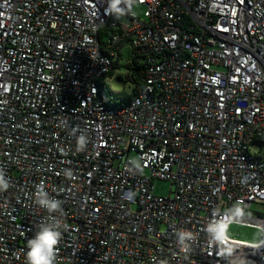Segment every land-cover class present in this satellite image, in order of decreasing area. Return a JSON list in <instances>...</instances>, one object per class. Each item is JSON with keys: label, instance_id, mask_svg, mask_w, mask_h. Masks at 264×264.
Masks as SVG:
<instances>
[{"label": "built area", "instance_id": "obj_1", "mask_svg": "<svg viewBox=\"0 0 264 264\" xmlns=\"http://www.w3.org/2000/svg\"><path fill=\"white\" fill-rule=\"evenodd\" d=\"M110 5L0 0V169L10 182L0 264H26L48 215L35 204L40 184L68 225L56 264H228L224 249L264 264V246L253 247L264 216L248 213L264 203V0ZM119 41L146 69L124 105L107 90ZM157 179L171 182L168 196ZM232 223L263 237L232 238ZM181 229L194 236L188 253Z\"/></svg>", "mask_w": 264, "mask_h": 264}, {"label": "clouds", "instance_id": "obj_2", "mask_svg": "<svg viewBox=\"0 0 264 264\" xmlns=\"http://www.w3.org/2000/svg\"><path fill=\"white\" fill-rule=\"evenodd\" d=\"M120 0H111L110 7L114 12L119 13L121 9L117 7ZM89 143L88 137L81 134L77 137V150L84 151ZM132 166L135 169H141V164L138 160H133ZM67 178L71 179L73 174L71 170H65ZM10 187L9 179L3 169H0V192L7 191ZM131 199V196L128 197ZM35 204L47 212L46 221L39 224L38 230L34 235L27 240L26 264H56L58 250L57 246L61 240V228L67 229L68 225L62 222V217L65 216L62 207V201L53 198L45 190L43 184L36 186ZM210 236L214 237V233L209 228ZM176 243L180 247V251L188 253L191 250L190 242L194 240L193 234L187 229L178 230L176 233ZM264 246V240H261L253 247ZM226 258L228 264H248L246 257L236 254L233 250L224 249L220 253ZM163 264V262H161Z\"/></svg>", "mask_w": 264, "mask_h": 264}, {"label": "rangeland", "instance_id": "obj_3", "mask_svg": "<svg viewBox=\"0 0 264 264\" xmlns=\"http://www.w3.org/2000/svg\"><path fill=\"white\" fill-rule=\"evenodd\" d=\"M145 8L143 6L136 5L133 8V15L137 17L144 16ZM124 55L125 58H121L119 61V66L115 69L113 76L108 81L107 90L110 98L113 103L120 102L123 97L130 94L132 92L133 83L126 81V75L128 73V69L126 67L127 64V54L132 52V48L129 45L124 46ZM155 192L159 195L168 196L171 193L172 184L166 180H156L154 182ZM250 215H262L264 216V203H254L252 204L250 211H248ZM227 234L235 239L244 240L248 242H259L263 233L262 230L256 227H248L241 224L232 223L228 227Z\"/></svg>", "mask_w": 264, "mask_h": 264}, {"label": "trees", "instance_id": "obj_4", "mask_svg": "<svg viewBox=\"0 0 264 264\" xmlns=\"http://www.w3.org/2000/svg\"><path fill=\"white\" fill-rule=\"evenodd\" d=\"M115 32V30H109L108 32H105L104 35L107 38H111V34H113ZM101 42L103 43L102 39ZM127 44L123 41H119L116 45V47L118 49H122V52L120 53V55H124V46H126ZM121 57V58H122ZM120 58V59H121ZM125 58V56L123 57ZM120 59L116 60L114 62V66H113V70L108 74V76L111 78L114 74L115 69L119 66V61ZM127 64L126 67L128 69V73L126 75V81L127 82H132L133 83V88H132V92L128 95H126L125 97H123L121 99V101L115 102L114 104L117 105H124L127 102H129L135 95H137L139 93V91L141 90V88L143 87V79L145 77V65L143 62H141L140 58L136 55H134L132 52L130 54H127Z\"/></svg>", "mask_w": 264, "mask_h": 264}]
</instances>
